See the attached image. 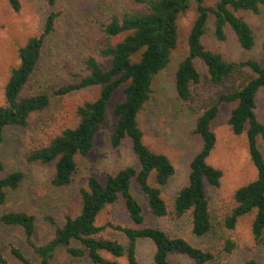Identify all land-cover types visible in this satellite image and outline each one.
Wrapping results in <instances>:
<instances>
[{
	"label": "trees",
	"instance_id": "trees-1",
	"mask_svg": "<svg viewBox=\"0 0 264 264\" xmlns=\"http://www.w3.org/2000/svg\"><path fill=\"white\" fill-rule=\"evenodd\" d=\"M6 1L14 12L19 11V0ZM109 1L125 3L127 8L113 14L103 27L102 32L109 40L120 39L99 50V55L108 64L88 56L83 62L84 73L77 76L78 80L53 91L54 95L63 96L98 87L97 97L77 107V124L73 128L63 130L47 145L31 150L26 161L53 165L52 186H69L77 170L76 157H86L91 152L96 134L106 120L108 106L114 96L120 94L121 100L111 110L115 122L110 145L116 149L128 141L136 166H126L102 177L90 176L86 187L79 189L80 205L75 216H65L61 226L55 225L52 218H46L54 229L52 238L44 245L39 246L33 240L36 227L33 214L9 211L0 216V223L22 229L26 244L39 258L38 264H52L55 252L61 248L72 258L87 257L93 264H119L116 260L105 259L102 252L114 259L124 257L127 264H139L136 245L141 239L152 242L154 264H171L169 256L175 253L183 254L192 264H208L214 259L211 252L195 247L183 238L170 237L157 226H145L142 206L131 191L134 183L144 195L152 218L162 219L169 215L162 188L174 175V167L166 155L154 152L144 144L138 116L150 100L154 78L167 67L171 52L177 46L178 18L194 2L196 17L187 38L188 53L174 74L176 97L183 103H194V88L201 82L220 89L230 85V90H220L215 98L203 101L202 111L193 126L201 146L189 163L187 184L176 193L170 215L179 219L189 214L191 232L196 238H203L210 232L212 224L206 187L219 188L222 178V172L207 163L216 143L211 124L217 118L220 106L231 104L233 108L227 124L233 135L245 133L248 157L256 170V178L235 190L234 205L223 224L226 229L233 230L240 218L252 215L251 235L255 245L261 246L264 244V122L259 121L255 109L257 95L260 93L264 99V41L260 45V61L252 58L233 61L207 49L202 39L212 16L213 35L217 41H225L226 30H229L242 50H252L254 34L242 13L258 15L264 0H213L211 6L205 4L206 0ZM46 2L48 6L55 4V0ZM57 17V13L50 12L41 33L30 37L18 49L19 62L10 71L4 88V105L0 106V144L7 129L25 128L31 114L50 105L48 94H27L26 88L36 72L45 41L54 32ZM197 61L205 69L203 75L196 67ZM0 173H4L0 178V206H3L7 193L19 188L24 173H6L1 161ZM119 200H122L132 226L111 223L97 226L99 214ZM105 228L121 232L126 245L104 238L102 231ZM233 247L230 239L224 240L226 253ZM10 253L22 264H32L19 249L11 247ZM0 264H8L1 254ZM246 264L258 262L251 259Z\"/></svg>",
	"mask_w": 264,
	"mask_h": 264
},
{
	"label": "rangeland",
	"instance_id": "rangeland-1",
	"mask_svg": "<svg viewBox=\"0 0 264 264\" xmlns=\"http://www.w3.org/2000/svg\"><path fill=\"white\" fill-rule=\"evenodd\" d=\"M19 3V11L14 12L6 0H0V106L4 105V88L10 71L19 62L18 49L30 37L41 33L45 17L50 12L57 13L58 17L54 32L45 41L36 72L26 88L27 94H48L50 105L41 112L31 114L25 128L7 129L0 144V161L5 172L24 173L19 188L7 193L5 204L0 206V216L9 211L33 214L36 226L33 240L41 246L53 236L54 227L46 218H52L55 225L61 226L65 216H75L80 205L79 189L86 187L90 176L102 177L106 173H116L126 166H136V159L128 141L116 149L110 145L115 122L111 110L113 105L121 100L120 94L115 95L110 102L106 120L96 134L91 152L86 157H76L77 170L69 186H52L53 165L26 161V155L31 150L47 145L63 130L73 128L77 124V107L97 97L98 87L63 96L54 95L53 91L76 82L77 76L84 73L83 62L88 56L94 57L101 64H108V61L99 55V50L109 42L114 43L120 39L109 40L102 30L110 17L126 9L127 5L109 0H55L53 6H48L46 0H19ZM212 3L213 0L205 2L207 6ZM242 16L254 34L255 47L252 50H242L229 30H226L225 41H217L213 35L212 16L207 22L202 42L207 49L221 54L227 60L252 58L260 61V45L264 41V7L258 15L242 13ZM195 17V3L191 2L187 11L181 14L177 21V46L171 52L167 67L154 78L150 100L138 116L144 144L154 152L166 155L174 167V175L162 188V198L169 215L162 219L152 218L144 195L134 183L131 191L142 206L145 226H157L170 237L183 238L191 245L211 252L214 259L208 264H246L251 259L258 264H264V244L255 245L251 235L252 215L240 218L233 230L226 229L223 224L224 217L234 205L235 190L256 178V170L248 157L245 133L235 136L227 124L233 105L222 104L217 118L211 124L216 143L207 163L220 170L222 178L219 188L206 187L212 224L210 232L203 238H196L191 232L189 214L179 219L170 215L176 193L187 184L189 163L201 146L200 139L193 133V126L202 111L203 101L215 98L220 90H230V85L220 89L201 82L194 88V103H183L176 97L174 74L179 62L188 53L187 38ZM196 67L202 75L205 73L199 61L196 62ZM255 113L259 121L264 122V99L260 93L257 95ZM258 144L263 151L261 141ZM3 174L0 173V178ZM107 223L122 227L132 226L122 200L107 206L97 217V226L102 227ZM102 236L126 245V239L119 231L105 228ZM225 239H230L234 244L230 253L223 250ZM11 247L19 249L32 264H38L39 258L26 244L22 229L6 227L0 223V254L8 264H22L11 255ZM153 255L152 242L146 239L138 240V263L154 264ZM101 256L116 260L119 264H127L124 257L114 259L104 252ZM169 261L171 264H192L189 258L179 253L169 256ZM51 263L93 264L87 257L72 258L62 248L57 249Z\"/></svg>",
	"mask_w": 264,
	"mask_h": 264
}]
</instances>
